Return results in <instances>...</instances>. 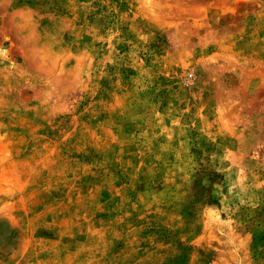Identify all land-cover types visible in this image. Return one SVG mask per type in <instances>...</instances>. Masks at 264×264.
<instances>
[{
	"label": "rangeland",
	"instance_id": "rangeland-1",
	"mask_svg": "<svg viewBox=\"0 0 264 264\" xmlns=\"http://www.w3.org/2000/svg\"><path fill=\"white\" fill-rule=\"evenodd\" d=\"M0 264H264V0H0Z\"/></svg>",
	"mask_w": 264,
	"mask_h": 264
}]
</instances>
